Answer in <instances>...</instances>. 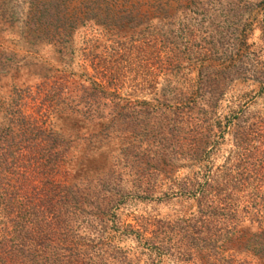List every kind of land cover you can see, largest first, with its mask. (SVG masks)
<instances>
[{
    "label": "rangeland",
    "instance_id": "obj_1",
    "mask_svg": "<svg viewBox=\"0 0 264 264\" xmlns=\"http://www.w3.org/2000/svg\"><path fill=\"white\" fill-rule=\"evenodd\" d=\"M93 82L104 97L97 108L105 116L97 125L103 142L134 148L131 166L116 165L107 185L119 192L110 209L88 199L75 220L83 264L260 262L263 225L247 220L216 255L192 250L181 231L194 205L170 191L201 167L229 165L237 152L264 157V136L245 149L234 145L241 126L264 132V0H0V145L6 118L15 117L62 130L63 142L73 130L79 147L89 127L72 123L64 104L84 107L78 97ZM106 106L126 120L119 115L107 126ZM198 116L204 120L194 127ZM171 127L174 152L165 149L169 155L163 150L157 160L141 153V144L161 142ZM204 130L211 136L198 164L189 147ZM73 147L81 157L74 181L106 173L111 159ZM94 181L88 190L99 188Z\"/></svg>",
    "mask_w": 264,
    "mask_h": 264
},
{
    "label": "trees",
    "instance_id": "obj_2",
    "mask_svg": "<svg viewBox=\"0 0 264 264\" xmlns=\"http://www.w3.org/2000/svg\"><path fill=\"white\" fill-rule=\"evenodd\" d=\"M49 18L45 16L40 21L47 22ZM108 82L111 84L112 81ZM88 87L83 88L82 96L78 97L84 98V107L79 106L80 100L64 104V110L72 123L79 120L89 127L79 139L82 141L79 147H73L71 142L73 127L63 142L62 130L56 131L37 124L35 119L22 122L15 117L6 118L11 125L7 127L8 133L6 130L4 133H7L5 144L0 145V264H83L76 242L75 220L81 219L86 203L90 204L88 199H92L91 203L96 209L101 206L110 209L115 197L119 195L118 191L115 192L107 185L112 181L116 165L124 161V164L131 166L133 159L130 150L134 147L121 143L113 148L109 142H103L99 133L103 128L97 126L105 122V116L97 109L100 100L104 98L99 99L100 94L97 95L102 89L98 90L99 86L94 82ZM108 96L113 95L109 93ZM105 104L100 107H105ZM104 109L108 110L107 126L114 127L119 115L125 120L128 115L121 111L115 112L110 106ZM195 120L194 127L204 119L198 116ZM175 121L173 118L171 125ZM258 130L254 126H241L234 134L235 147L245 149L251 141L258 143L260 136H264V132L259 133ZM206 131L189 147L190 151L195 152L193 159L198 164L211 136ZM74 136L77 138V135ZM173 136L171 127V130L164 133L161 142H147L142 148L141 144V153H152L155 160L165 153L169 155L170 151L174 152L170 146L177 143V140L171 139ZM106 137L108 141L111 139L109 135ZM72 147L78 148V153H95L98 158L112 160L110 165H106V173L96 181L93 180L92 186L99 188L88 190L93 181H87L83 175L74 181L72 173L79 169L81 157L70 153ZM262 170L264 157L257 161L250 160L237 152L234 162L227 166H217L213 171L201 167L198 174L184 176L172 183L171 188L175 191L170 193L190 199L195 208L194 214L184 221L181 231L192 250H207L206 257L216 255L223 241H228L246 220L257 228L263 225L258 234L264 233ZM259 248L260 262L255 264H264V244ZM177 250L185 253L188 249Z\"/></svg>",
    "mask_w": 264,
    "mask_h": 264
}]
</instances>
